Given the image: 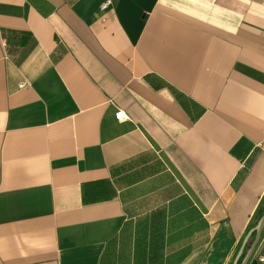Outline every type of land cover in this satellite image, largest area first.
I'll return each instance as SVG.
<instances>
[{
  "label": "crops",
  "instance_id": "crops-1",
  "mask_svg": "<svg viewBox=\"0 0 264 264\" xmlns=\"http://www.w3.org/2000/svg\"><path fill=\"white\" fill-rule=\"evenodd\" d=\"M104 1L0 0V264H241L264 0Z\"/></svg>",
  "mask_w": 264,
  "mask_h": 264
},
{
  "label": "water",
  "instance_id": "water-1",
  "mask_svg": "<svg viewBox=\"0 0 264 264\" xmlns=\"http://www.w3.org/2000/svg\"><path fill=\"white\" fill-rule=\"evenodd\" d=\"M263 225H264V212H262V215L260 216V218H259V220H258V222L256 224L255 236H254V238H253V240H252V242L250 244V247H249L247 253L245 254L241 264H245L248 261V259L250 258L251 254H252V252H253V250H254L257 242H258V239L260 237V233H261V230L263 228L262 227Z\"/></svg>",
  "mask_w": 264,
  "mask_h": 264
},
{
  "label": "built area",
  "instance_id": "built-area-1",
  "mask_svg": "<svg viewBox=\"0 0 264 264\" xmlns=\"http://www.w3.org/2000/svg\"><path fill=\"white\" fill-rule=\"evenodd\" d=\"M111 1L112 0L104 1L101 4V8L107 7L111 3ZM125 117H126L125 113L122 110H118V112H116V114H115V118L118 119V120H123ZM256 257H257L256 258L257 264H264V248L257 251Z\"/></svg>",
  "mask_w": 264,
  "mask_h": 264
},
{
  "label": "trees",
  "instance_id": "trees-1",
  "mask_svg": "<svg viewBox=\"0 0 264 264\" xmlns=\"http://www.w3.org/2000/svg\"><path fill=\"white\" fill-rule=\"evenodd\" d=\"M263 204H264V199H263ZM262 211H264V205H263V209H262ZM262 211L257 215V219H256V221H257V220L259 219V217L261 216ZM250 242H251V240H250ZM250 242H248V245H249Z\"/></svg>",
  "mask_w": 264,
  "mask_h": 264
},
{
  "label": "rangeland",
  "instance_id": "rangeland-1",
  "mask_svg": "<svg viewBox=\"0 0 264 264\" xmlns=\"http://www.w3.org/2000/svg\"><path fill=\"white\" fill-rule=\"evenodd\" d=\"M255 254H256V251H255V249H254V251H253L252 254H251V258H250L252 261H254V258H255L254 256H255Z\"/></svg>",
  "mask_w": 264,
  "mask_h": 264
}]
</instances>
